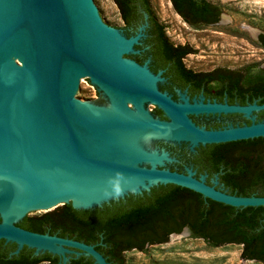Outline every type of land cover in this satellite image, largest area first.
<instances>
[{
	"label": "water",
	"instance_id": "water-1",
	"mask_svg": "<svg viewBox=\"0 0 264 264\" xmlns=\"http://www.w3.org/2000/svg\"><path fill=\"white\" fill-rule=\"evenodd\" d=\"M108 23L115 21L105 0H0V239L15 243L14 254L26 246L34 255H57L58 264L80 255L109 264L93 244L17 223L65 203L94 209L159 183L235 207L264 206V196L230 194L190 171L158 168L167 152L151 146L264 136V119L251 114L264 103L172 100L157 87L160 72L123 55L135 51L143 27L125 37ZM81 77L105 102L75 97ZM151 103L166 119L150 113ZM231 111L250 124L206 129L188 117Z\"/></svg>",
	"mask_w": 264,
	"mask_h": 264
},
{
	"label": "trees",
	"instance_id": "trees-1",
	"mask_svg": "<svg viewBox=\"0 0 264 264\" xmlns=\"http://www.w3.org/2000/svg\"><path fill=\"white\" fill-rule=\"evenodd\" d=\"M185 3L188 5L187 8L180 9L178 5H175V8L186 21L187 14H190L193 19L203 20L201 22L208 24L209 21L206 19L221 12V6L210 1L185 0ZM217 19L218 17H214V21ZM187 22L193 25L201 23ZM160 29L158 34H164L163 25H160ZM158 48L176 58L174 66L181 75L188 74L203 78L204 82L210 80L242 82L243 75L239 70L219 67L209 71H193L185 67L182 58L193 52L191 47L185 44L174 45L166 36L161 38ZM252 85H254L253 88L264 89V80ZM239 142L245 150L231 160L233 163L230 172L237 179L232 184V188L237 189V194L255 193V195L264 196V137ZM151 207L157 211L156 216H148L145 214V209H138L106 217L104 210L75 209L69 203H65L54 210L37 215H26L17 225L93 244L106 257L109 264L124 262L119 250L118 254L112 253L111 248L115 246L119 248L123 246V250L137 246L139 250H144L146 240L159 235L148 229L170 224L178 232L183 225H187L191 237L203 238L210 246L240 244L242 258L264 264V206L235 207L213 201L200 193L176 185L170 196L157 198L152 202ZM99 232L102 236L101 242L112 246L111 248L106 249L103 244H94L95 238H99ZM163 240L166 242L168 237L164 235ZM3 243L4 240L0 239V264H10L11 258L18 256L12 255L7 258V248L2 247ZM6 244L7 246L15 245V243ZM24 250H27V255L32 254L33 251L26 246ZM33 257L31 264H37L40 260L46 261L45 264H52L59 260L57 255L48 252ZM66 264H93V259L84 255L72 256Z\"/></svg>",
	"mask_w": 264,
	"mask_h": 264
},
{
	"label": "flooded vegetation",
	"instance_id": "flooded-vegetation-1",
	"mask_svg": "<svg viewBox=\"0 0 264 264\" xmlns=\"http://www.w3.org/2000/svg\"><path fill=\"white\" fill-rule=\"evenodd\" d=\"M111 1L118 11L120 22L108 23L109 25L119 28L121 30V33L125 37L136 35L139 32V28L141 26L143 27L141 30V36L138 38V42L133 44V48L135 51L128 54L124 53L123 55L125 57L133 59L139 64L147 63L149 71L153 73L160 72L159 77L162 78V81L158 83L157 87L160 91L166 92L172 100L178 101L177 91L180 90L186 93L189 102H192V98L194 97H201V101L203 103L208 101L216 103H226L228 105H247L253 102H255L256 104L264 103V89L253 88L252 86L254 85L252 84L254 83L244 85L242 84V82L229 83L223 80H210L204 82L203 78L188 74H179L177 72V68L174 66L176 58L167 55L158 48L160 47L161 38H164L165 36L167 37V35L165 34V32V36L164 34H158L159 31H161L160 25H162V23L153 14L150 0ZM169 2L176 12L177 10L175 8V5H178L180 9H185L188 6L185 3V0H169ZM210 2L213 4H217L212 1ZM177 13L183 18V16L179 12ZM220 14L221 12L217 15H211L208 19H206L207 21H209L208 24L219 22ZM214 17H218V19L214 21ZM187 21L201 22L203 20L199 21L193 19L192 15L187 14ZM201 24L204 23L201 22ZM256 39L258 44L264 49V32H258ZM84 78L90 83L89 86L94 90V93L89 97V100L95 102H105V99L98 92L96 87L89 81L88 77ZM149 105L150 107H148V110L152 115H154L155 117H159L160 119H166V116L163 114L161 109H159L155 104L151 103ZM128 106H131V103H128ZM251 114L255 115V121L263 120L264 108L259 111L253 110ZM188 117L195 125L205 127L206 129H218L228 125H243L250 124L251 122L249 118L236 111L189 113ZM247 139L205 144L199 143L198 145H195L193 147H191L186 142L175 143L164 140H155L151 143V146L158 149H164L167 152L168 159L163 160L162 165H157L158 168H164L183 174H187L190 171L192 173V176L197 179H199L200 176H203L204 183L207 185H212L215 188L230 194L248 196L237 194V189L232 188V184L235 183L237 179L234 177V174L230 172L232 169L231 165L233 163L231 161L233 160L232 158L236 157L239 153L245 150V147L243 148L241 145L242 143H240L239 141H244ZM175 186L176 185L172 183H159L151 186L147 191L143 190L140 193L128 192L123 197L115 200H110L108 203L94 208L93 210H104L105 216L107 217L120 214L121 212H123L124 214L129 211L145 209L146 215L156 216L157 211H154L152 209V202L159 197H166L167 195L170 196V194L174 191ZM250 195H255V193H252ZM19 226L28 229L25 226ZM173 227L174 226H171L170 224H166L163 226L161 225L152 229H148V231L157 232L159 233V235L146 240L144 246L148 244L164 243V235L169 238L172 233H180L183 231V229H186L189 232V235H191L189 226L187 225H183L178 232H176ZM32 231L49 233L47 231ZM101 238V232H99V238H95L94 244H103L106 249L112 247L107 245L106 243H102ZM2 247L7 248V258L12 257V255L18 256L17 258H11L10 264H31L32 262L30 261L34 258L33 256H35L33 254V251L32 254L27 255L28 252L27 250H24V247L21 248L16 254L12 253L16 248V245L14 244H9L7 246L6 243H3ZM130 249L138 248L137 246H132L123 250V246L121 248H119V246H115L113 249L111 248V251L114 254H118L119 250L120 254L123 256V252H126ZM58 262L59 260L57 259L56 262L52 264H58ZM45 263L46 261L40 260L37 264ZM67 263H69V261Z\"/></svg>",
	"mask_w": 264,
	"mask_h": 264
},
{
	"label": "rangeland",
	"instance_id": "rangeland-1",
	"mask_svg": "<svg viewBox=\"0 0 264 264\" xmlns=\"http://www.w3.org/2000/svg\"><path fill=\"white\" fill-rule=\"evenodd\" d=\"M105 1L115 23H119L115 5L111 0ZM210 1L221 6L219 22L193 25L173 9L169 0H150L152 12L168 39L173 44L191 47L193 52L182 58L185 67L193 71L219 67L239 70L244 85L264 80V49L256 39L258 32H264V0ZM89 84L81 77L75 93L77 99L90 101L94 90ZM177 94L178 98L188 100L184 91L178 90ZM193 100L199 101L201 97ZM178 234L164 243L148 244L144 250L123 252V264H263L242 258L240 244L210 246L201 238Z\"/></svg>",
	"mask_w": 264,
	"mask_h": 264
}]
</instances>
